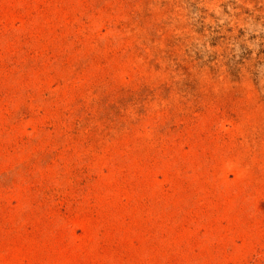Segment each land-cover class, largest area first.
<instances>
[{
	"label": "rangeland",
	"instance_id": "374dc122",
	"mask_svg": "<svg viewBox=\"0 0 264 264\" xmlns=\"http://www.w3.org/2000/svg\"><path fill=\"white\" fill-rule=\"evenodd\" d=\"M0 264H264V0H0Z\"/></svg>",
	"mask_w": 264,
	"mask_h": 264
}]
</instances>
